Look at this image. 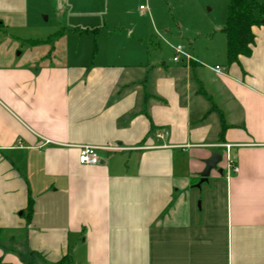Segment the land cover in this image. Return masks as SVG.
Here are the masks:
<instances>
[{"label": "crops", "instance_id": "obj_1", "mask_svg": "<svg viewBox=\"0 0 264 264\" xmlns=\"http://www.w3.org/2000/svg\"><path fill=\"white\" fill-rule=\"evenodd\" d=\"M141 1L0 0V264H264V25L176 62Z\"/></svg>", "mask_w": 264, "mask_h": 264}, {"label": "rangeland", "instance_id": "obj_2", "mask_svg": "<svg viewBox=\"0 0 264 264\" xmlns=\"http://www.w3.org/2000/svg\"><path fill=\"white\" fill-rule=\"evenodd\" d=\"M140 4L144 8H151L146 0H142ZM154 6L159 12L163 27L157 26L159 27L157 37H159L153 39L157 43L161 42L164 48H168L169 45L176 46L178 42L189 47L195 42L198 46H203L205 38L209 35L214 36L215 43L225 40V33L215 31L214 27L223 28L226 25L228 0H154ZM196 44L193 46L196 47ZM168 53L172 51L168 49ZM166 60L168 61V56ZM8 233V230L2 231L0 236L7 237L6 246H14L18 239H12ZM22 233L23 231L20 232Z\"/></svg>", "mask_w": 264, "mask_h": 264}, {"label": "trees", "instance_id": "obj_3", "mask_svg": "<svg viewBox=\"0 0 264 264\" xmlns=\"http://www.w3.org/2000/svg\"><path fill=\"white\" fill-rule=\"evenodd\" d=\"M256 25H264V1L228 0L227 22L222 30L226 36L229 63L251 56L255 43L253 28ZM225 128L223 124L222 134Z\"/></svg>", "mask_w": 264, "mask_h": 264}, {"label": "built area", "instance_id": "obj_4", "mask_svg": "<svg viewBox=\"0 0 264 264\" xmlns=\"http://www.w3.org/2000/svg\"><path fill=\"white\" fill-rule=\"evenodd\" d=\"M141 8H144L143 5ZM175 54L173 56V60L176 62L190 61L193 59V55L187 50L184 45H176L174 46ZM216 69L219 70L220 67L216 66ZM168 134L167 131H159L157 133L158 137H163ZM217 146H222L226 149V158H227V168L230 171L236 172L238 171V167L235 165L233 159L230 155V148L233 146L231 143H220ZM117 146H100V145H92V144H83L79 146L78 159L81 164L84 165H97L101 162V151L104 149H117Z\"/></svg>", "mask_w": 264, "mask_h": 264}, {"label": "water", "instance_id": "obj_5", "mask_svg": "<svg viewBox=\"0 0 264 264\" xmlns=\"http://www.w3.org/2000/svg\"><path fill=\"white\" fill-rule=\"evenodd\" d=\"M223 156L220 152L214 151L212 152L211 156L205 160L206 166L200 173V180L197 183V186L200 187V185L207 181L211 171L213 169H217L219 172H223V168L219 166V164L222 162Z\"/></svg>", "mask_w": 264, "mask_h": 264}]
</instances>
